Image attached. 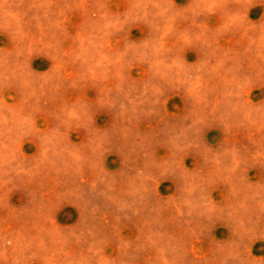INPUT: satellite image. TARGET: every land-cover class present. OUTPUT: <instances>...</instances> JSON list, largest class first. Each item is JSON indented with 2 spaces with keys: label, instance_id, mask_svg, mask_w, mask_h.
Returning a JSON list of instances; mask_svg holds the SVG:
<instances>
[{
  "label": "rangeland",
  "instance_id": "obj_1",
  "mask_svg": "<svg viewBox=\"0 0 264 264\" xmlns=\"http://www.w3.org/2000/svg\"><path fill=\"white\" fill-rule=\"evenodd\" d=\"M0 264H264V0H0Z\"/></svg>",
  "mask_w": 264,
  "mask_h": 264
}]
</instances>
